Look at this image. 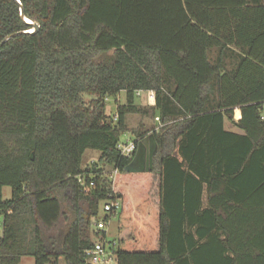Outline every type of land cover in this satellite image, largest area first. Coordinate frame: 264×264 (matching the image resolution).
I'll list each match as a JSON object with an SVG mask.
<instances>
[{
    "label": "trees",
    "instance_id": "16d2710c",
    "mask_svg": "<svg viewBox=\"0 0 264 264\" xmlns=\"http://www.w3.org/2000/svg\"><path fill=\"white\" fill-rule=\"evenodd\" d=\"M20 1L39 28L0 46V264H90L116 196L117 264H264V0ZM29 28L0 0V41ZM124 132H151V166Z\"/></svg>",
    "mask_w": 264,
    "mask_h": 264
},
{
    "label": "built area",
    "instance_id": "2783aa9c",
    "mask_svg": "<svg viewBox=\"0 0 264 264\" xmlns=\"http://www.w3.org/2000/svg\"><path fill=\"white\" fill-rule=\"evenodd\" d=\"M142 92L144 91L138 90L137 94L140 95ZM114 119H118V114L116 112L114 113ZM117 147L123 155L130 156L137 148V142L135 139L131 138L127 139L126 141L121 139L117 143ZM115 172L116 169H111L108 171L109 176L112 177ZM94 176L95 175L92 174L90 180L87 181L84 179L83 174L78 175V180L81 183V189L84 191V193H89L93 187L96 186V179ZM101 203L103 214L101 215L100 209L98 216L93 218L92 226L96 231H104L105 234L101 238H97L93 245L87 250V260L90 264H117L116 249L118 246V240L116 237L107 239V229L111 218L116 217L120 210L121 199L119 196L109 197L102 200ZM2 224V215H0V225Z\"/></svg>",
    "mask_w": 264,
    "mask_h": 264
},
{
    "label": "rangeland",
    "instance_id": "374dc122",
    "mask_svg": "<svg viewBox=\"0 0 264 264\" xmlns=\"http://www.w3.org/2000/svg\"><path fill=\"white\" fill-rule=\"evenodd\" d=\"M142 95L143 94H141V96H138V99H137L138 102H140V103L142 102L141 101L142 100L141 99ZM145 98H146V94L143 96V99H145ZM84 99L86 101H88L90 99V96L87 95V94H85L84 95ZM122 100H123V97H122ZM106 104H107V110H108V112L113 113L114 110H116L115 107H116V104H117L116 103V100H115V96H108L107 101H106ZM235 113H236V111H235ZM132 116H133L132 117L133 119H130V122L132 124H138L139 123L138 122L139 121L138 118L140 116L138 114H133ZM226 124H227V126L229 125L228 122ZM121 138L124 141H126L129 138L134 139L135 137L130 132H124L122 134ZM149 147L150 146H147L146 151H144L145 158L146 157L147 158L146 159H143V162H139V163H138V161L136 162L137 163L136 164L137 165V168H147V167L151 166L153 154L149 155L150 154V152H148L149 149H150ZM97 158H98V151H96V150H88L85 153V155H84V161H83L84 162L83 163L84 167L91 166L93 164V162H96L97 161ZM105 171L106 172L110 171V168L109 167H106L105 168ZM10 196H11V188L9 186H4L3 187V197L4 198H8ZM100 209H101V215H102L103 214V212H102V203H101ZM2 228H3L2 225H0V235H2ZM116 234H117V218L116 217H112L111 220H110V222H109L108 229H107V239L115 238L116 237ZM31 259H32L31 257H28L26 259V261L24 262V264H30L27 260H31Z\"/></svg>",
    "mask_w": 264,
    "mask_h": 264
},
{
    "label": "crops",
    "instance_id": "0c3cea01",
    "mask_svg": "<svg viewBox=\"0 0 264 264\" xmlns=\"http://www.w3.org/2000/svg\"><path fill=\"white\" fill-rule=\"evenodd\" d=\"M141 94H143L142 95V97H141V103L142 104H149V105H153V104H155V101H156V95H155V91H145V92H142ZM141 94L139 95V96H141ZM146 94V100L145 99H143V96ZM122 97H123V100H122ZM108 98V97H107ZM107 98H106V100H107ZM125 99H126V93H125V91H121L119 94H117L116 96H115V100H116V109H117V105H118V103H123V102H125ZM237 110H239V108H235V110H234V119L235 120H238L239 118H240V116H241V114H239V116H237ZM235 111H236V113H235ZM240 111V110H239ZM116 112V110H114V112L113 113H111V114H114ZM133 116L132 115H129L128 117H127V121H128V123H129V125H133V126H136L137 124H132L131 122H130V119H133L132 118ZM139 120V121H138ZM138 122L139 123H144V124H147V125H149L150 123V125H154L155 124V121L154 120H152V119H150V118H141V116L138 118ZM228 123H229V125H228V127H230L231 125H230V122L229 121H227ZM138 123V124H139ZM154 126H156L157 127V124H155ZM151 133V132H150ZM150 133H148L147 135H145L143 138H141L140 140H139V142H138V148H137V151H136V154H135V157H134V159H133V163H132V165H133V167H136L137 168V161L138 162H142V157H143V154H144V151H146V148H147V146H150L149 148H151L152 147V145H153V148H154V151L156 150V145L154 146V144L153 143H151V139H150ZM132 134V133H131ZM135 137V136H134ZM135 139H139V137H135ZM97 151V150H96ZM99 151H98V157H99ZM2 233H3V228H2ZM1 236V235H0ZM28 257H31V256H23V257H21V260H20V263L19 264H24V262L26 261V259L28 258ZM32 259H33V257H31ZM27 260L30 264H34V259L33 260Z\"/></svg>",
    "mask_w": 264,
    "mask_h": 264
},
{
    "label": "water",
    "instance_id": "95a60500",
    "mask_svg": "<svg viewBox=\"0 0 264 264\" xmlns=\"http://www.w3.org/2000/svg\"><path fill=\"white\" fill-rule=\"evenodd\" d=\"M17 3L19 4V10H20V15L21 17L23 18V20L25 22H27L28 24H30V26L32 28H29V29H26V30H20V31H15L13 33H10L8 35H6L1 41H0V46L5 43L9 38H11L12 36H16L18 34H21V33H34L35 31L38 30L39 28V23L35 20H32L31 18H29L28 16L25 15V12H24V6L23 4L21 3L20 0H16ZM150 139H151V143L154 144V146L156 145L155 144V140H154V136L151 134L150 135ZM32 156H33V153H32Z\"/></svg>",
    "mask_w": 264,
    "mask_h": 264
},
{
    "label": "flooded vegetation",
    "instance_id": "af4514ba",
    "mask_svg": "<svg viewBox=\"0 0 264 264\" xmlns=\"http://www.w3.org/2000/svg\"><path fill=\"white\" fill-rule=\"evenodd\" d=\"M148 152H150V154L149 155H151V154H153L154 155V148H153V145H152V147L149 149V151ZM147 158V157H146ZM145 158V155L143 154V157H142V162H143V159H146ZM139 163V162H138Z\"/></svg>",
    "mask_w": 264,
    "mask_h": 264
}]
</instances>
